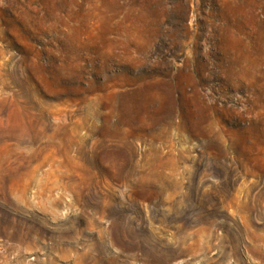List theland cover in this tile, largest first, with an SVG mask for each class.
<instances>
[{"label":"rangeland","instance_id":"obj_1","mask_svg":"<svg viewBox=\"0 0 264 264\" xmlns=\"http://www.w3.org/2000/svg\"><path fill=\"white\" fill-rule=\"evenodd\" d=\"M0 264H264V0H0Z\"/></svg>","mask_w":264,"mask_h":264}]
</instances>
